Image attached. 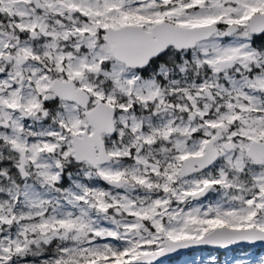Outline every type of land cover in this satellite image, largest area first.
Instances as JSON below:
<instances>
[{
    "label": "snow or ice",
    "instance_id": "obj_1",
    "mask_svg": "<svg viewBox=\"0 0 264 264\" xmlns=\"http://www.w3.org/2000/svg\"><path fill=\"white\" fill-rule=\"evenodd\" d=\"M264 264V0H0V264Z\"/></svg>",
    "mask_w": 264,
    "mask_h": 264
},
{
    "label": "rangeland",
    "instance_id": "obj_2",
    "mask_svg": "<svg viewBox=\"0 0 264 264\" xmlns=\"http://www.w3.org/2000/svg\"><path fill=\"white\" fill-rule=\"evenodd\" d=\"M178 259L173 258L171 264H181V262L185 259L184 255L177 257Z\"/></svg>",
    "mask_w": 264,
    "mask_h": 264
},
{
    "label": "water",
    "instance_id": "obj_3",
    "mask_svg": "<svg viewBox=\"0 0 264 264\" xmlns=\"http://www.w3.org/2000/svg\"><path fill=\"white\" fill-rule=\"evenodd\" d=\"M181 255H183V254H181ZM181 255L174 256V257H172V259L175 258V257H179V256H181Z\"/></svg>",
    "mask_w": 264,
    "mask_h": 264
},
{
    "label": "trees",
    "instance_id": "obj_4",
    "mask_svg": "<svg viewBox=\"0 0 264 264\" xmlns=\"http://www.w3.org/2000/svg\"><path fill=\"white\" fill-rule=\"evenodd\" d=\"M175 259H178L177 257H175Z\"/></svg>",
    "mask_w": 264,
    "mask_h": 264
}]
</instances>
